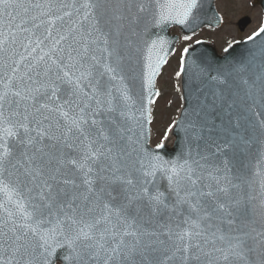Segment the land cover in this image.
Returning <instances> with one entry per match:
<instances>
[{"label":"snow or ice","instance_id":"snow-or-ice-1","mask_svg":"<svg viewBox=\"0 0 264 264\" xmlns=\"http://www.w3.org/2000/svg\"><path fill=\"white\" fill-rule=\"evenodd\" d=\"M206 6L0 0V264H264V22L236 56L183 48L152 144L168 32Z\"/></svg>","mask_w":264,"mask_h":264},{"label":"rangeland","instance_id":"rangeland-1","mask_svg":"<svg viewBox=\"0 0 264 264\" xmlns=\"http://www.w3.org/2000/svg\"><path fill=\"white\" fill-rule=\"evenodd\" d=\"M250 2L251 0H218V9L224 15L225 25L216 31H202L200 34L194 36L191 41H185L179 50V56H181L184 47L195 42L197 39L211 41L221 52L229 42H234L251 34L258 27V23H255L250 29L247 28L244 34L238 31L239 20L246 14ZM179 56L169 61L165 67L164 75L159 81L162 97L154 108V120L152 124V143L154 145L160 142L167 126L177 119L180 111L181 95L180 92L176 91V85L179 84V80L175 77V72L179 67Z\"/></svg>","mask_w":264,"mask_h":264},{"label":"water","instance_id":"water-1","mask_svg":"<svg viewBox=\"0 0 264 264\" xmlns=\"http://www.w3.org/2000/svg\"><path fill=\"white\" fill-rule=\"evenodd\" d=\"M255 5L260 6L263 10H264V0H256L254 2ZM220 16L216 10L215 7V0H207V6L205 9L204 14L201 17V21H200V27L196 29V32H198L200 29H202L203 27H210V28H218L221 26L222 21L219 23V26H217L216 24V20L214 19V16ZM221 17V16H220ZM247 25V22H243V27L242 29H244V27ZM178 28L179 31L183 34V35H190L191 31L186 29V28H181L180 26L176 25V26H172L168 32V35L171 39H173L175 41L174 43V48L176 50L178 44H179V37L177 35H175L173 33V29ZM250 45L243 43H239L235 45V48L231 51V55L232 56H236L239 53H241L246 47H248ZM194 49V50H192ZM192 49H190V58H195V57H207V58H213L216 59L218 61L222 60L223 57H225L226 54L225 52L223 53H219L218 50L216 49V47L211 44V43H207V42H203L200 45H193ZM175 52V51H174ZM171 52L169 57L174 53ZM168 57V58H169ZM158 79V78H157ZM183 105H184V101H183ZM173 139L176 140V135L174 133H170L169 136V140L166 141V147L168 150H171L173 147L171 146V143L173 141Z\"/></svg>","mask_w":264,"mask_h":264},{"label":"flooded vegetation","instance_id":"flooded-vegetation-1","mask_svg":"<svg viewBox=\"0 0 264 264\" xmlns=\"http://www.w3.org/2000/svg\"><path fill=\"white\" fill-rule=\"evenodd\" d=\"M260 11L257 8H250L246 11V14L242 16L243 17H250L253 21L251 27L258 22V20L260 19L259 17Z\"/></svg>","mask_w":264,"mask_h":264}]
</instances>
